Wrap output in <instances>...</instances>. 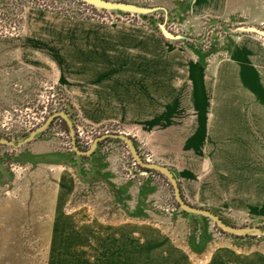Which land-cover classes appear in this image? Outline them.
I'll use <instances>...</instances> for the list:
<instances>
[{
  "label": "rangeland",
  "instance_id": "1",
  "mask_svg": "<svg viewBox=\"0 0 264 264\" xmlns=\"http://www.w3.org/2000/svg\"><path fill=\"white\" fill-rule=\"evenodd\" d=\"M112 1L150 10L0 0V137L16 144L0 143V264H264V235L184 210L123 139L80 155L64 118L29 139L64 110L82 149L129 135L189 203L264 229V35L248 30L264 22L193 18L191 0Z\"/></svg>",
  "mask_w": 264,
  "mask_h": 264
},
{
  "label": "water",
  "instance_id": "2",
  "mask_svg": "<svg viewBox=\"0 0 264 264\" xmlns=\"http://www.w3.org/2000/svg\"><path fill=\"white\" fill-rule=\"evenodd\" d=\"M84 1L94 5L96 7H101V8H105V9H121L124 11H134V12H146V11L150 10L148 8H145V7L136 5V4L126 3V2H121V1H112V0H84ZM248 30L257 32L261 35H264V30H261L257 27L250 26V27H248ZM163 32L168 37L174 36L170 31H168L165 28H163ZM57 117H62L67 122L69 129H70V134L72 137L73 147L78 154H80V155H91L96 150L98 143L105 138L113 137V138L123 139L127 143V145L129 146V148L132 152V155L134 156V158L138 161V163L140 165H142L143 167H145L147 169L158 170V171L162 172L168 178L169 182L173 186L176 200L184 210H186L190 213L210 217L220 227H222L223 229H225L226 231L231 232V233H237V234H239V233H257L260 235H264V229H261L259 227H233V226L227 224L218 214H216L212 210L202 208V207H197V206H194L191 203H189L184 198L183 193L181 191V187L179 185V182L177 181L172 170L164 164L144 160L143 157L140 155L134 141L132 140V138L129 135H126L124 133H105V134L97 137L88 149H82L77 143L75 127L69 118V114L64 110H60V111H56V112L52 113L47 118V120L36 131H34L31 134V137L29 139L33 138L37 133L45 130L49 126V124ZM0 143L12 145V146L16 145L12 140L5 139L2 137H0Z\"/></svg>",
  "mask_w": 264,
  "mask_h": 264
},
{
  "label": "crops",
  "instance_id": "3",
  "mask_svg": "<svg viewBox=\"0 0 264 264\" xmlns=\"http://www.w3.org/2000/svg\"><path fill=\"white\" fill-rule=\"evenodd\" d=\"M191 15L193 18H203L211 16L214 18L228 19L242 13L243 22L256 24L264 22V5L260 0H191L190 2ZM39 146V145H37ZM52 149H39V154H54ZM91 155H88V157ZM60 161L55 159L50 160L48 165H58ZM66 172V171H65ZM71 172L68 170L65 173V181L61 182L60 199H71L74 194V187L71 183ZM95 176V175H94ZM125 186V185H124ZM129 187V186H125ZM182 188V186H181ZM183 194L184 190L182 188ZM66 193H70L66 197ZM69 201V200H68ZM67 203V202H66Z\"/></svg>",
  "mask_w": 264,
  "mask_h": 264
},
{
  "label": "trees",
  "instance_id": "4",
  "mask_svg": "<svg viewBox=\"0 0 264 264\" xmlns=\"http://www.w3.org/2000/svg\"><path fill=\"white\" fill-rule=\"evenodd\" d=\"M60 118H62V117H57V118H55L54 120H53V122L56 120V119H60ZM62 120V122L66 125V129L69 131V129L67 128V122L65 121V119H61ZM52 122V123H53ZM106 139H109V138H106ZM79 146H80V142H79ZM81 147V146H80ZM82 148V147H81ZM93 153H95V152H93ZM142 169H144V170H148V171H153V172H157V171H155V170H152V169H145V168H143V167H141ZM160 173V172H159Z\"/></svg>",
  "mask_w": 264,
  "mask_h": 264
},
{
  "label": "built area",
  "instance_id": "5",
  "mask_svg": "<svg viewBox=\"0 0 264 264\" xmlns=\"http://www.w3.org/2000/svg\"><path fill=\"white\" fill-rule=\"evenodd\" d=\"M78 131H79V134H80V135H83V134H84V132H85V130H84V129H82V128H81V129H79Z\"/></svg>",
  "mask_w": 264,
  "mask_h": 264
}]
</instances>
